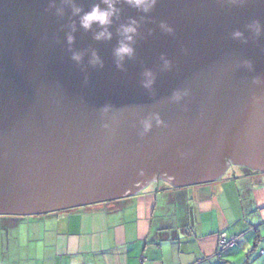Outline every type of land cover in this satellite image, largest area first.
Masks as SVG:
<instances>
[{
	"label": "water",
	"instance_id": "1",
	"mask_svg": "<svg viewBox=\"0 0 264 264\" xmlns=\"http://www.w3.org/2000/svg\"><path fill=\"white\" fill-rule=\"evenodd\" d=\"M77 2L86 11L98 0ZM48 3L0 0V215L115 200L158 180L209 183L230 165L264 172V33L246 30L251 20L264 24V0H158L146 19L119 0L112 39L99 41L95 26L85 31L70 8L60 18ZM130 17L140 21L136 55L121 71L112 51ZM73 20L72 49H95L103 68L88 66L87 55L83 65L71 59ZM236 29L247 42L232 38ZM161 53L170 71L160 70ZM145 68L157 73L151 91L140 84ZM153 112L164 125L141 135Z\"/></svg>",
	"mask_w": 264,
	"mask_h": 264
},
{
	"label": "crops",
	"instance_id": "2",
	"mask_svg": "<svg viewBox=\"0 0 264 264\" xmlns=\"http://www.w3.org/2000/svg\"><path fill=\"white\" fill-rule=\"evenodd\" d=\"M222 235L237 238L218 254ZM263 249L264 172L242 168L64 212L0 215V264H264Z\"/></svg>",
	"mask_w": 264,
	"mask_h": 264
},
{
	"label": "clouds",
	"instance_id": "3",
	"mask_svg": "<svg viewBox=\"0 0 264 264\" xmlns=\"http://www.w3.org/2000/svg\"><path fill=\"white\" fill-rule=\"evenodd\" d=\"M241 3L244 0H240ZM119 0H98L97 3H93L88 10H84L83 6L77 2V0H49L48 9H54V14L57 17L62 18L65 15V8L71 9V16L78 18L79 26L85 31H92L94 26L96 29L93 31V39L95 40H111L112 32L110 26L114 22V18H117L121 12V9L117 6ZM129 7L136 9L144 14L141 19L148 18V14L156 7L158 0H126ZM71 30L66 34L67 42L69 45V51L71 52V59L77 65H83L85 56L87 55V65L92 68H103L104 61L95 49L90 50H73L72 44L75 40L73 33L76 31V21L73 20L70 25ZM159 28L162 32L173 34L175 29L167 21H160ZM140 21L135 17H130L127 23L119 25L117 31L120 35V39L117 41L116 46L113 48L112 55L114 63L117 69L125 71V61L131 60L136 55V37L139 34ZM246 30L255 38L264 33V24L258 19L251 20L246 25ZM231 36L235 40H242L247 42L248 37L245 33L239 29L234 30ZM160 70L170 71L172 68V61L167 58L166 54H160ZM244 64L251 70L252 62L250 60L244 61ZM87 79V76H85ZM157 73L151 68H145L141 72L140 84L141 86L151 91L156 83ZM259 78H254V81H258ZM188 95V90L183 92L175 90L172 93V99L179 101L183 96ZM111 108V104L106 103L102 112L106 113ZM141 132L143 135L148 133L156 126L164 125V121L158 112H153L149 116H146L140 120ZM107 126V125H105Z\"/></svg>",
	"mask_w": 264,
	"mask_h": 264
},
{
	"label": "built area",
	"instance_id": "4",
	"mask_svg": "<svg viewBox=\"0 0 264 264\" xmlns=\"http://www.w3.org/2000/svg\"><path fill=\"white\" fill-rule=\"evenodd\" d=\"M236 238L237 237H232L230 239H226V237L224 235H222V237L220 238L219 249H218L217 253L219 254L222 249H225L227 247L232 246L234 241L236 240ZM262 253H264V249L261 250V254Z\"/></svg>",
	"mask_w": 264,
	"mask_h": 264
},
{
	"label": "rangeland",
	"instance_id": "5",
	"mask_svg": "<svg viewBox=\"0 0 264 264\" xmlns=\"http://www.w3.org/2000/svg\"><path fill=\"white\" fill-rule=\"evenodd\" d=\"M232 168H240V167H237V166H234V165H230L229 166V168H228V170L226 171V172H228V173H230V170L232 169ZM249 173V172H248ZM242 188V187H241ZM236 241V240H235ZM235 241H234V243H235ZM233 243V244H234Z\"/></svg>",
	"mask_w": 264,
	"mask_h": 264
},
{
	"label": "trees",
	"instance_id": "6",
	"mask_svg": "<svg viewBox=\"0 0 264 264\" xmlns=\"http://www.w3.org/2000/svg\"><path fill=\"white\" fill-rule=\"evenodd\" d=\"M210 183V182H209ZM204 184H208V183H204ZM72 209V208H71ZM67 210H70V209H65V210H59V211H54V212H52V213H56V212H64V211H67ZM38 215V214H37ZM228 248V247H227ZM224 250L222 249L221 251H220V254H221V252H223ZM263 254V253H262Z\"/></svg>",
	"mask_w": 264,
	"mask_h": 264
},
{
	"label": "flooded vegetation",
	"instance_id": "7",
	"mask_svg": "<svg viewBox=\"0 0 264 264\" xmlns=\"http://www.w3.org/2000/svg\"><path fill=\"white\" fill-rule=\"evenodd\" d=\"M250 172H257V171H250Z\"/></svg>",
	"mask_w": 264,
	"mask_h": 264
}]
</instances>
